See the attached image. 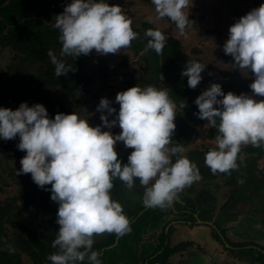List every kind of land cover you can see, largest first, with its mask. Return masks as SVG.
Here are the masks:
<instances>
[{"label": "clouds", "instance_id": "9594fccd", "mask_svg": "<svg viewBox=\"0 0 264 264\" xmlns=\"http://www.w3.org/2000/svg\"><path fill=\"white\" fill-rule=\"evenodd\" d=\"M151 3L156 19L168 18L181 35L193 24L185 11L193 0ZM132 23L119 4L71 0L52 22L61 45L59 54L47 51L55 75L67 76L73 71L64 57L76 59L93 51L119 54L130 47L137 37ZM145 35L149 38L145 50L161 54L166 34L157 27L147 29ZM223 51L233 58L236 69L247 70L255 79L250 84L251 95L225 93L220 84L212 83L194 101L197 117L217 130L214 147L204 157L213 174L238 169L242 146H264V99H256L264 97V4L230 26ZM205 68L189 59L181 73L187 77L188 87L195 89L200 84ZM115 103L118 112L109 99L100 100L97 111L102 124L97 126L76 112L50 118L41 103L29 106L23 102L16 110L0 107V139L18 136L17 148L26 153L16 175L31 174L33 182L50 191L51 200L58 204L59 230L50 243L55 251L47 257L51 264H103L101 253L94 249L96 239L106 233L123 236L130 231L122 204L111 197L114 180L129 191L138 180L144 205L166 209L178 193L202 178L197 165L185 155V147L172 144L177 105L167 88L137 85L118 92ZM117 125L121 131L114 135L110 129ZM118 142L133 149L127 163L118 158Z\"/></svg>", "mask_w": 264, "mask_h": 264}, {"label": "flooded vegetation", "instance_id": "af4514ba", "mask_svg": "<svg viewBox=\"0 0 264 264\" xmlns=\"http://www.w3.org/2000/svg\"><path fill=\"white\" fill-rule=\"evenodd\" d=\"M1 141L0 177L7 173L18 188L0 199V264L11 257L22 264H51L47 257L55 251L50 243L59 230L58 204L50 191L23 199L25 179L16 171L26 153L21 151L19 160L9 157L5 140ZM115 147L128 156L133 150L122 142ZM10 159L15 165H8ZM201 174L204 177L178 193L166 209L144 205L138 180L133 191L114 180L111 197L122 204L130 231L96 239L94 249L101 253L103 264H264V180L260 190L243 188L233 199L235 186L228 175L210 169ZM218 174L225 176L222 186L215 181ZM8 187L0 189L6 192Z\"/></svg>", "mask_w": 264, "mask_h": 264}, {"label": "trees", "instance_id": "16d2710c", "mask_svg": "<svg viewBox=\"0 0 264 264\" xmlns=\"http://www.w3.org/2000/svg\"><path fill=\"white\" fill-rule=\"evenodd\" d=\"M70 1L0 0V47L2 50L8 49L11 52L7 66L0 70V107L16 110L23 102H27L29 106L41 103L48 110L50 118H54L57 113L76 112V107L68 105V97L74 98L79 92L93 89V78L85 69L88 55H81L76 59L70 56L64 57L66 65L71 66L73 71H70L67 76L59 77L55 75V68L47 57L49 49L59 54L61 45L58 41V30L53 29L52 22L56 15L63 12L65 5ZM123 11L132 20L133 14L128 10ZM132 27L136 33L141 34L144 33L146 27H152V24L145 22L144 28H140L132 23ZM208 32L213 33L214 30L208 29ZM218 37L220 56L225 62L233 65V58L225 55L223 51L224 41L220 36ZM148 39L133 40L131 46L126 48V50H132L137 56V62L140 63L136 78L135 74L127 72V75L131 77L128 85L129 88L137 85L141 87L155 85L158 88L168 89L171 99L177 105L173 145L180 143L186 147L199 135L196 126L204 120L197 117L198 106L194 101L212 83L220 84L225 93L232 91L237 95L242 93L251 95L250 85L236 79L231 71L222 75L217 71L207 72L205 68L202 80L209 79L207 85L199 84L195 89L188 87L187 77H183L181 73L189 59L200 62L199 57L186 54L183 51L182 42L173 35L166 36V45L161 54L151 49L145 50ZM193 52L200 53L201 51L194 48ZM129 55V52L124 54L118 68L128 65ZM31 67H33L32 71H30ZM117 70L115 69L116 72ZM217 76L220 77L219 82L211 80ZM56 92L61 93L59 97L55 96ZM259 99H264V97H259ZM182 103L186 105L184 108L180 107ZM216 134L217 130L211 126L206 131L208 138L213 139ZM18 141L17 136L14 140L5 141L4 146L7 156L19 160L21 151L16 149ZM209 149H195L188 153V158L199 166L201 173L209 172V168L204 163L205 153ZM240 156L242 159L237 161L238 169L233 170L231 174L223 173L228 175L230 184L235 186L233 199L240 195L243 188L255 187L256 190H260L264 180V146H242ZM22 176L25 179V185L21 190L24 200V195L46 191L36 186L34 182L32 183L31 174H22ZM48 187L51 188L50 185ZM5 263L22 264L15 257L6 259Z\"/></svg>", "mask_w": 264, "mask_h": 264}, {"label": "rangeland", "instance_id": "374dc122", "mask_svg": "<svg viewBox=\"0 0 264 264\" xmlns=\"http://www.w3.org/2000/svg\"><path fill=\"white\" fill-rule=\"evenodd\" d=\"M71 2V1H70ZM69 2V3H70ZM111 4H119L122 10H128L133 14V23L140 28H144L143 24L149 22L151 18L152 27H146L144 33H137L135 40H145L148 37L145 32L149 28H160L166 36L173 35L182 42L183 51L186 54L197 56L200 62L206 65L207 72H221L222 75L231 71L236 79H239L244 84H251L255 77L247 70L240 71L236 69L231 63L225 62L220 56L217 40L218 36L224 41L228 39V33L230 26L236 22L237 19L246 15L253 8L259 7L264 4V0H193L192 7L185 9L189 12V19L193 21L190 27L186 29V33L181 35L176 25L168 18L156 19L155 7L151 3V0H108ZM238 13H237V12ZM234 15V19L232 17ZM208 29L214 30L213 33L208 32ZM198 48L201 52L194 53L193 49ZM130 53V60L128 65L118 68L122 57L125 53ZM11 52L8 49L2 50L0 47V70L5 69L8 64ZM140 67V63L137 62V56L134 55L132 50L121 49L119 54H107L98 55L93 51L87 56L85 63V69L89 75L93 78V89L86 92H79L74 98L68 97L67 103L69 106L76 107L77 114L83 118L88 119L91 126L101 125L100 120L101 113L97 111V106L102 98H107L112 102V107L119 110V105L115 103V97L118 92L125 91L129 88L128 80L131 78L127 75V72L135 74L137 77V69ZM33 67L30 68L32 71ZM115 69H118L117 72ZM211 80L219 82L220 77H214ZM209 79L202 80L200 84L207 85ZM59 91V89H58ZM252 94V91H249ZM60 92H56L55 96L59 97ZM259 97H256L258 99ZM106 114V113H105ZM115 116H109V120L114 119ZM207 121L204 120L196 127L199 135L192 140V142L185 147V155L188 157V153L192 150H206L207 148L214 147L215 138H208L206 131L209 126ZM108 131L109 129L104 128ZM114 133H118L121 129L113 127L110 129ZM119 156L118 158L124 163L127 162V152L123 149L116 148ZM0 153H3L2 141L0 139ZM1 160V154H0ZM3 161H0V165ZM16 161L10 159L8 165H15ZM196 164L195 162H193ZM197 165V164H196ZM199 168V166L197 165ZM2 171V170H0ZM201 177H204L200 173ZM0 186H9L6 192L0 189V199H4L7 194H14L17 191L18 185L16 181L12 179L7 173L3 175L1 173ZM3 178L7 184H2ZM225 180V176L218 174L216 182L222 186Z\"/></svg>", "mask_w": 264, "mask_h": 264}]
</instances>
